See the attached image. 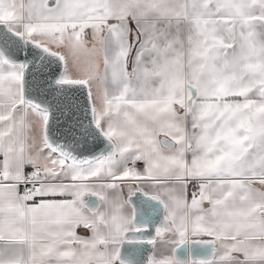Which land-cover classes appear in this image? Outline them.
I'll use <instances>...</instances> for the list:
<instances>
[{
	"label": "snow or ice",
	"instance_id": "snow-or-ice-1",
	"mask_svg": "<svg viewBox=\"0 0 264 264\" xmlns=\"http://www.w3.org/2000/svg\"><path fill=\"white\" fill-rule=\"evenodd\" d=\"M0 264H264V0H0Z\"/></svg>",
	"mask_w": 264,
	"mask_h": 264
}]
</instances>
